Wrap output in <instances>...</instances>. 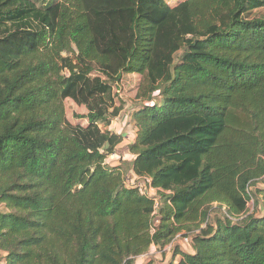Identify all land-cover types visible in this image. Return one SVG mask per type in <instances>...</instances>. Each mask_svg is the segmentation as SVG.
I'll list each match as a JSON object with an SVG mask.
<instances>
[{
	"label": "trees",
	"instance_id": "16d2710c",
	"mask_svg": "<svg viewBox=\"0 0 264 264\" xmlns=\"http://www.w3.org/2000/svg\"><path fill=\"white\" fill-rule=\"evenodd\" d=\"M262 9L0 0V264H138L178 235L192 253L168 264H264ZM126 75L143 78L127 141L103 131ZM66 100L87 126L67 120ZM122 146L159 190V217L108 163Z\"/></svg>",
	"mask_w": 264,
	"mask_h": 264
},
{
	"label": "rangeland",
	"instance_id": "374dc122",
	"mask_svg": "<svg viewBox=\"0 0 264 264\" xmlns=\"http://www.w3.org/2000/svg\"><path fill=\"white\" fill-rule=\"evenodd\" d=\"M180 0H167V2L174 6ZM258 17H264V9L256 11L254 13ZM178 59V57H177ZM143 78L137 75H126L122 78L120 84L114 85V94L115 99L118 106H122V112L120 114L121 117L114 119L112 124L109 128L103 127V131L107 132H115L118 134H122L125 137V141L128 139L135 138V128L133 124L130 122V115L134 112L135 109H138L142 102L137 101L136 95L137 91L142 84ZM64 108H65V115L67 120L73 125H81L83 127L88 125V120L85 117L88 114V110L85 106H78L71 100L64 101ZM126 154V147L122 146L117 150V153L109 157L108 163L112 165H119L123 167V170L126 174V179L130 181L134 175L131 170V163L130 158L125 156ZM124 156V161L120 158ZM264 186V185H261ZM253 190V189H252ZM161 195L155 194V198H160ZM225 211V208L223 209ZM5 208L0 206V213L4 212ZM254 211V201L252 200L249 203V212L253 213ZM258 215L262 213L257 211ZM220 212L216 214H212V220L216 217V215L220 216ZM158 216V215H157ZM159 217V216H158ZM159 223V218L156 220V224ZM184 233V232H183ZM175 250H180L187 253H192V249L190 247V242H186L181 235L174 240V242L165 248L158 249V247L152 246L150 252L146 255V257H141L138 259V264H146L149 261H153L155 264H168L171 260L174 259V252ZM178 259V256L177 258Z\"/></svg>",
	"mask_w": 264,
	"mask_h": 264
},
{
	"label": "built area",
	"instance_id": "2783aa9c",
	"mask_svg": "<svg viewBox=\"0 0 264 264\" xmlns=\"http://www.w3.org/2000/svg\"><path fill=\"white\" fill-rule=\"evenodd\" d=\"M126 184L135 189L141 196L153 199L155 202V212L154 215H158V212L160 210L161 206V197L155 198V194H159V190L153 187L152 185V179L148 176H134L130 181L126 179ZM186 242H190L189 239H185ZM143 258L146 257L142 256Z\"/></svg>",
	"mask_w": 264,
	"mask_h": 264
},
{
	"label": "crops",
	"instance_id": "0c3cea01",
	"mask_svg": "<svg viewBox=\"0 0 264 264\" xmlns=\"http://www.w3.org/2000/svg\"><path fill=\"white\" fill-rule=\"evenodd\" d=\"M130 140H133V139H130Z\"/></svg>",
	"mask_w": 264,
	"mask_h": 264
}]
</instances>
